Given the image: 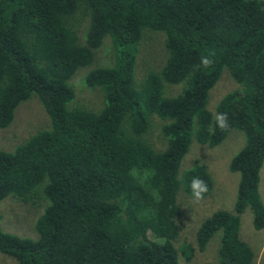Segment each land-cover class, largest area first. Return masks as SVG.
<instances>
[{
    "label": "trees",
    "instance_id": "16d2710c",
    "mask_svg": "<svg viewBox=\"0 0 264 264\" xmlns=\"http://www.w3.org/2000/svg\"><path fill=\"white\" fill-rule=\"evenodd\" d=\"M144 31L163 34L165 59L138 80L136 53ZM105 37L113 63L84 78L85 86L103 92V107L90 111L73 102L70 78L92 61ZM209 52L214 65L199 67ZM221 73L234 87L211 111L209 93ZM165 83L182 90L169 96ZM32 94L49 128L13 150L0 149V200L11 195L39 202L43 211L35 238L0 228L2 253L17 264H178L179 249L187 245L175 243L178 195L192 197L193 177L206 181L208 192L214 183L201 159L185 169L182 159L192 143L214 147L239 130L244 143L228 165L239 174L233 212L206 217L196 249L203 251L220 232L217 264H253V251L239 235V216L249 208L253 227L264 228L258 190L264 161L263 1L0 0L1 128ZM217 113H227V130L211 131ZM154 117L162 122L161 148L149 138ZM134 166L141 177L144 169L156 174L142 184L128 175ZM194 251L188 248L190 257Z\"/></svg>",
    "mask_w": 264,
    "mask_h": 264
},
{
    "label": "rangeland",
    "instance_id": "374dc122",
    "mask_svg": "<svg viewBox=\"0 0 264 264\" xmlns=\"http://www.w3.org/2000/svg\"><path fill=\"white\" fill-rule=\"evenodd\" d=\"M261 1L264 3V0ZM82 27L84 31L81 42L84 41L85 34V26L83 25ZM147 31H144V34ZM152 34L155 33L147 32L138 45L134 70L138 80L143 78L146 70H159L165 59L163 34L160 32L155 35ZM79 35L82 36V33L78 31V38ZM109 39V37H105L101 44L94 49L92 61L87 66L79 67L70 78V83L74 85V90H76L73 102L76 101L83 105L81 107L90 111H98L103 107V92L99 87L90 88L85 86L84 78L87 72L94 67L112 65L114 52ZM80 79H82V84L85 87L80 86ZM74 82H77V84L75 85ZM233 87L234 81L229 77L228 73H221L209 93L208 109L214 111L218 101ZM165 89L167 95L174 96L181 92L182 85L165 83ZM169 92L175 94H169ZM153 123L149 138L157 148H161L164 146V144L161 145L159 142L162 122L157 117H154ZM47 128H49L48 115L36 94H32L16 107L11 123L6 127H0V149L13 150L14 146L21 144L31 135ZM243 143L244 134L239 130H231L214 147L192 143L182 159V169L189 167L195 158L201 159L206 164L214 183L209 192L200 201H195L193 197L184 192L178 195L181 215L179 218L180 231L175 243L178 247L185 243L187 244L186 247L182 248V252L179 249L178 264H217V261H219L217 251L220 244V232H216L206 243L203 251H199L196 249L197 230L202 221L213 212L217 210L233 212L239 174L230 171L228 165L232 156L242 147ZM258 190L264 203V161L259 170ZM40 209L39 202L22 200L11 195L7 196L0 200V228L4 232L21 237L35 238L34 223L43 211ZM239 217V235L250 245L254 253V260H256V254L264 246V228L257 230L253 227L252 212L249 208H246ZM189 247L195 249L191 257L188 254ZM261 260L264 263V253L261 254L257 262ZM0 264H17V261L15 258L0 251Z\"/></svg>",
    "mask_w": 264,
    "mask_h": 264
},
{
    "label": "clouds",
    "instance_id": "9594fccd",
    "mask_svg": "<svg viewBox=\"0 0 264 264\" xmlns=\"http://www.w3.org/2000/svg\"><path fill=\"white\" fill-rule=\"evenodd\" d=\"M214 63H215L214 53L209 52L200 57L198 66L207 69V68H211L214 65ZM213 119H214V124L211 127V131H215L216 128H219L221 130H227L230 127L228 123L227 113H217ZM140 172L141 170L134 166L129 170L128 175L133 179L139 180V182L143 184L149 181L150 178L155 176L156 174L155 170L153 169H144L143 176L141 177ZM190 188L192 192V197L195 201L202 200L205 194L208 192L207 182L201 179L200 177H193ZM158 198L159 197L157 196V199ZM253 263H254V258H253Z\"/></svg>",
    "mask_w": 264,
    "mask_h": 264
},
{
    "label": "crops",
    "instance_id": "0c3cea01",
    "mask_svg": "<svg viewBox=\"0 0 264 264\" xmlns=\"http://www.w3.org/2000/svg\"><path fill=\"white\" fill-rule=\"evenodd\" d=\"M262 253H264V246L260 249V251L258 252V254H256L257 255V259L254 260V263L253 264H264L263 263V260L257 262V260L260 259V256H261Z\"/></svg>",
    "mask_w": 264,
    "mask_h": 264
}]
</instances>
